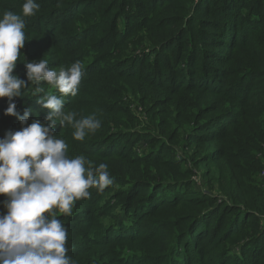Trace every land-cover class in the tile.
I'll return each mask as SVG.
<instances>
[{"label":"trees","instance_id":"16d2710c","mask_svg":"<svg viewBox=\"0 0 264 264\" xmlns=\"http://www.w3.org/2000/svg\"><path fill=\"white\" fill-rule=\"evenodd\" d=\"M24 2L0 0V18L22 15ZM36 2L14 74L26 79L32 60L56 71L83 63L64 110L95 113L101 127L83 141L68 125L55 135L69 157L105 163L113 177L71 215L57 213L68 255L76 264H264V0ZM33 87L13 98L21 115L33 109L29 124L48 111L29 98ZM7 106L0 97V137L21 128ZM118 210L125 218L107 221Z\"/></svg>","mask_w":264,"mask_h":264},{"label":"clouds","instance_id":"9594fccd","mask_svg":"<svg viewBox=\"0 0 264 264\" xmlns=\"http://www.w3.org/2000/svg\"><path fill=\"white\" fill-rule=\"evenodd\" d=\"M40 8L36 0H25L22 15L6 10L0 18V97L8 98L5 115L16 117L21 128L6 130L0 137V264H76L66 247L68 230L58 214L71 215L75 201L89 198L90 188L103 191L113 183L108 166H93L84 155L69 157L68 144L55 135L56 125L74 129L72 136L83 141L101 127L96 114L77 118L66 112L63 97L76 96L85 75L75 61L59 71L46 59L25 62L26 79L14 74L26 40L24 17ZM33 85L31 97L47 113L42 121L31 120L33 109L21 115L14 97ZM51 85L60 95L45 92ZM43 93V95H38Z\"/></svg>","mask_w":264,"mask_h":264},{"label":"rangeland","instance_id":"374dc122","mask_svg":"<svg viewBox=\"0 0 264 264\" xmlns=\"http://www.w3.org/2000/svg\"><path fill=\"white\" fill-rule=\"evenodd\" d=\"M152 130V129H151ZM261 153V152H260ZM264 168V165L263 167L261 168V170ZM260 170V171H261ZM259 171V173H260ZM199 172V171H198ZM258 173V174H259ZM260 181L264 184V177L260 179ZM205 181H202L201 178H194V187L197 189V190H200V189H207V186L204 184ZM214 185L217 187L216 183H214ZM216 187L214 189V191H216ZM264 187V185H263ZM125 218V215L122 214L119 210L118 212L113 215L112 217L108 218V220H120V219H124ZM62 221V220H61ZM62 222H67V221H62ZM67 228V227H66ZM68 232H69V229L67 228Z\"/></svg>","mask_w":264,"mask_h":264},{"label":"built area","instance_id":"2783aa9c","mask_svg":"<svg viewBox=\"0 0 264 264\" xmlns=\"http://www.w3.org/2000/svg\"><path fill=\"white\" fill-rule=\"evenodd\" d=\"M259 177H260V178H263V177H264V168L260 171V173H259Z\"/></svg>","mask_w":264,"mask_h":264}]
</instances>
